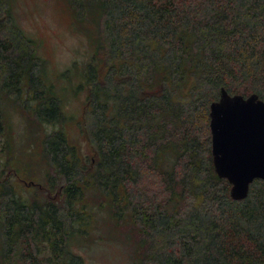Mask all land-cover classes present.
I'll use <instances>...</instances> for the list:
<instances>
[{"label": "trees", "instance_id": "trees-1", "mask_svg": "<svg viewBox=\"0 0 264 264\" xmlns=\"http://www.w3.org/2000/svg\"><path fill=\"white\" fill-rule=\"evenodd\" d=\"M64 1L92 50L53 73L0 0V264H84L120 230L133 264H264V181L232 199L208 133L222 88L264 101V0Z\"/></svg>", "mask_w": 264, "mask_h": 264}, {"label": "rangeland", "instance_id": "rangeland-1", "mask_svg": "<svg viewBox=\"0 0 264 264\" xmlns=\"http://www.w3.org/2000/svg\"><path fill=\"white\" fill-rule=\"evenodd\" d=\"M64 0H14L16 14L14 15L19 25L23 28L24 32L29 34V37L36 41V52L38 57L43 58L50 68L51 72L61 71L65 69L69 63L74 60H83L88 58L91 54V47L86 43L85 37L71 29L72 17L69 15V10L64 3ZM82 97L71 99L68 103L66 113L73 112L75 116L69 119V122L64 125L69 140L75 141L83 148L82 151L87 149L86 142L82 140V135L79 133V128L76 125L77 118L79 117L82 109ZM12 122L15 120L13 126L18 128L23 124L21 115L16 111L9 114ZM44 129L49 130V126L44 124ZM210 132V131H209ZM208 132V133H209ZM18 132L15 131L17 136ZM210 136V133H209ZM2 140L0 139V158L4 159L5 150L2 147ZM16 145H13L15 148ZM18 149L15 148V152ZM14 154L16 155L17 153ZM22 156L24 160L18 161L20 167L25 163H29L27 169L36 170L37 172L44 171L45 164L41 162L38 156L33 152L24 151ZM1 167V165H0ZM21 171V170H20ZM22 174L29 173L21 171ZM27 175V174H25ZM27 177V176H26ZM107 236H111V230H105ZM119 234L115 238H104L93 244L87 250H78L84 257V264H133L129 257V241L124 240ZM114 235V233H112ZM41 258V255H38Z\"/></svg>", "mask_w": 264, "mask_h": 264}, {"label": "water", "instance_id": "water-1", "mask_svg": "<svg viewBox=\"0 0 264 264\" xmlns=\"http://www.w3.org/2000/svg\"><path fill=\"white\" fill-rule=\"evenodd\" d=\"M224 90L208 106L211 161L230 183L231 198L241 200L254 178L264 181V101L253 92L244 97Z\"/></svg>", "mask_w": 264, "mask_h": 264}, {"label": "clouds", "instance_id": "clouds-1", "mask_svg": "<svg viewBox=\"0 0 264 264\" xmlns=\"http://www.w3.org/2000/svg\"><path fill=\"white\" fill-rule=\"evenodd\" d=\"M16 119H18V118H14V121H13L14 123H15V120H16Z\"/></svg>", "mask_w": 264, "mask_h": 264}]
</instances>
